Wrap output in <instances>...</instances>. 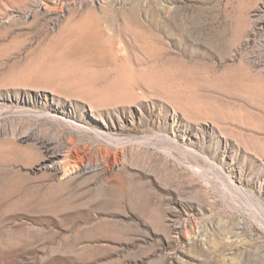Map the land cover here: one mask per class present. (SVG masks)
<instances>
[{
    "label": "rangeland",
    "instance_id": "374dc122",
    "mask_svg": "<svg viewBox=\"0 0 264 264\" xmlns=\"http://www.w3.org/2000/svg\"><path fill=\"white\" fill-rule=\"evenodd\" d=\"M90 12L124 101L39 76ZM0 264H264V0H0Z\"/></svg>",
    "mask_w": 264,
    "mask_h": 264
},
{
    "label": "bare ground",
    "instance_id": "6f19581e",
    "mask_svg": "<svg viewBox=\"0 0 264 264\" xmlns=\"http://www.w3.org/2000/svg\"><path fill=\"white\" fill-rule=\"evenodd\" d=\"M114 21V15L107 12H90L71 19L55 41L44 48V68L39 72L41 81L56 92L97 104L124 101V89H131L144 72L139 60L135 67L118 62L116 35L107 31ZM130 22L138 23V18H131Z\"/></svg>",
    "mask_w": 264,
    "mask_h": 264
}]
</instances>
